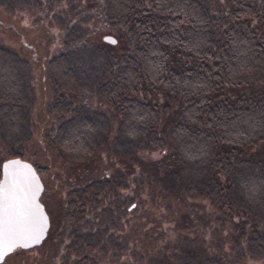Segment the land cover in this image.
Returning <instances> with one entry per match:
<instances>
[{
	"label": "trees",
	"instance_id": "16d2710c",
	"mask_svg": "<svg viewBox=\"0 0 264 264\" xmlns=\"http://www.w3.org/2000/svg\"><path fill=\"white\" fill-rule=\"evenodd\" d=\"M214 1L225 23L216 36L215 7L207 0H0V4L19 13L25 23L42 27L40 38L55 44L46 65L54 90L51 109L63 122L58 145L74 160L94 157L108 146V139L82 100L71 97L79 82L61 43L69 48L90 41L79 30L96 24L98 14L114 27L127 28L128 50L120 61L108 65L97 92L118 115V127L129 138L130 151L123 153L131 157L126 170L134 175L132 187H142L147 174L152 175L159 186L157 202L165 199L167 207L175 194L206 197L217 221L211 225L212 238L218 227L222 242L225 236L231 248L261 257L264 0ZM21 94L16 55L0 42V141L8 154L19 156L22 149L7 144L15 141L25 121ZM139 150L163 152L147 162L148 173L145 160L135 153ZM35 168L40 175L41 169ZM124 173L90 178L69 188L63 217L71 222L84 219L88 197L105 194L108 202L113 200L115 189L125 187ZM140 201L133 196L131 206ZM167 221L164 228L175 236V225ZM142 227L139 233L145 234ZM164 228L144 239L131 238V249L137 253L130 264L229 263L219 251V241L214 251L203 239L196 244L194 237L185 238L182 254H167L153 237L164 234ZM74 264L99 263L93 258Z\"/></svg>",
	"mask_w": 264,
	"mask_h": 264
},
{
	"label": "rangeland",
	"instance_id": "374dc122",
	"mask_svg": "<svg viewBox=\"0 0 264 264\" xmlns=\"http://www.w3.org/2000/svg\"><path fill=\"white\" fill-rule=\"evenodd\" d=\"M207 2L215 7L212 33L216 36L215 32L221 31L225 23L216 10V2ZM18 14L0 4V42L16 55L22 80L21 98L25 116L21 133L15 141L11 139L7 146L22 149L21 157L41 169L39 176L43 188L39 198L48 213L49 227L40 244L13 249L4 256L0 264H74L77 260L83 263L93 258L99 264H111L110 260H114L112 264H130L137 253L135 249H131V238L144 239L154 232L156 235L159 229L164 228L166 218L170 226L175 225V236L170 228H164V234L153 237L156 239V246H162V251L167 254H182L185 238L194 237L196 244L203 239L202 242L209 246V250L214 251L219 241V251L228 264H264V256L255 257L241 248H231L225 236L222 242L218 227H215V236L212 238L211 225H216L217 221L211 217L213 207L206 197H182L175 194L168 198L167 207L165 199L162 204L157 202L160 199L159 186L155 184L157 178H151L152 175L147 174L142 187H132L134 175L126 170L130 168L131 157L123 153L130 151L129 138L118 127V115L101 102L97 92L98 82L108 74V65L120 61L128 50L129 30L114 27L98 14L96 18L99 21L96 24L79 30L82 35L89 36L92 40L88 41L90 43L73 44L69 48L66 47V42L61 43L60 49L67 50L69 62L79 82V87L71 93V97L76 102L82 100L91 119L108 139V146L94 157L84 161L74 160L58 145L57 136L63 122L51 109L54 90L46 65L55 44L46 43L40 38L42 27L25 23ZM103 34L112 35L115 42L103 40ZM5 147V143L0 141L2 158L10 156ZM135 153L145 160L144 172L148 173L151 164L147 162L163 152L139 150ZM123 172L125 187L115 189L113 200L108 202L110 196L105 194L88 197L89 200L84 203V219L71 222L63 217L69 188L90 178L105 175L117 177L122 176ZM135 195L141 199L142 207L140 204L131 206V198ZM209 213L210 217L206 218ZM135 225L137 227L134 229ZM141 225L145 234L139 233L138 227ZM154 226L157 229L153 231ZM148 229L151 230L150 233ZM140 250L138 248L137 251Z\"/></svg>",
	"mask_w": 264,
	"mask_h": 264
},
{
	"label": "water",
	"instance_id": "95a60500",
	"mask_svg": "<svg viewBox=\"0 0 264 264\" xmlns=\"http://www.w3.org/2000/svg\"><path fill=\"white\" fill-rule=\"evenodd\" d=\"M102 39L110 43L115 42V38L110 34H103ZM0 182L6 183L10 189H15L22 202L26 195L30 197L32 192L35 193L34 201H32L34 208L27 209V211L35 213L38 241L32 237L29 231H23L17 236L16 246L11 247V251L18 247L29 248L40 244L46 235L49 221L44 206L39 199L43 186L35 166L31 161L19 155L4 157L0 162ZM40 217H43L42 228L40 227ZM10 246V244L0 246V251H3L4 248ZM11 251H4L3 257L0 258V261H2L4 256Z\"/></svg>",
	"mask_w": 264,
	"mask_h": 264
},
{
	"label": "snow or ice",
	"instance_id": "6c2138e0",
	"mask_svg": "<svg viewBox=\"0 0 264 264\" xmlns=\"http://www.w3.org/2000/svg\"><path fill=\"white\" fill-rule=\"evenodd\" d=\"M34 198L35 193L32 192L30 197L26 195L22 202L15 189H10L6 183L0 182V246L11 245L0 251V258L3 257L4 251H11V247L16 246V238L23 231H29L38 241L35 213L27 211L34 208ZM42 226L43 217H40V227Z\"/></svg>",
	"mask_w": 264,
	"mask_h": 264
},
{
	"label": "flooded vegetation",
	"instance_id": "af4514ba",
	"mask_svg": "<svg viewBox=\"0 0 264 264\" xmlns=\"http://www.w3.org/2000/svg\"><path fill=\"white\" fill-rule=\"evenodd\" d=\"M34 165V164H33ZM35 166V165H34ZM40 199V198H39ZM43 204V203H42ZM45 209V208H44ZM46 211V210H45ZM47 213V212H46ZM47 216H48V213H47ZM48 221H49V217H48ZM48 225H49V223H48ZM48 229V228H47Z\"/></svg>",
	"mask_w": 264,
	"mask_h": 264
}]
</instances>
